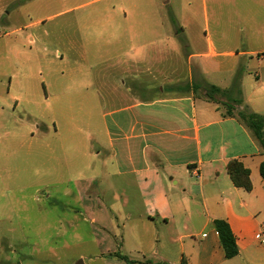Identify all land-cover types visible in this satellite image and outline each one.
Instances as JSON below:
<instances>
[{"label": "crops", "instance_id": "obj_1", "mask_svg": "<svg viewBox=\"0 0 264 264\" xmlns=\"http://www.w3.org/2000/svg\"><path fill=\"white\" fill-rule=\"evenodd\" d=\"M54 3H63V14L96 4V19L61 27L91 28L105 47L89 88H67L63 73L50 76L51 88L30 87L36 107H74L91 92L90 107L100 109L81 129L99 151L74 141L72 162L90 169L74 179L75 211L90 219L95 260L128 264L110 256L119 252L135 264H264V149L237 116L264 117V0L30 1L45 10ZM62 40L66 51L81 54L80 39L67 33ZM210 86L221 91L215 100L207 96ZM41 123L39 134L50 133ZM1 126L0 139L9 134ZM40 155L49 161L52 150L30 148V156ZM233 159L250 171V191L232 182ZM216 219L230 225L234 258L225 255Z\"/></svg>", "mask_w": 264, "mask_h": 264}, {"label": "rangeland", "instance_id": "obj_2", "mask_svg": "<svg viewBox=\"0 0 264 264\" xmlns=\"http://www.w3.org/2000/svg\"><path fill=\"white\" fill-rule=\"evenodd\" d=\"M30 1L0 0V120L1 128L9 132L0 139V264H78L81 260L102 264L95 260L98 249L90 219L75 211L80 204L74 179L90 175V169L72 166L74 143L79 139L89 143L81 129L98 117L96 110L100 109L90 107L91 92L70 108L53 102L36 107L30 102V87L46 83L51 88L50 76L58 73L64 74L60 80L67 88L91 86V70L106 61L105 47L91 28L61 26L96 19L97 5L63 14V3L45 10L35 9ZM38 20L41 23L32 24ZM67 33L81 40L77 45L81 54L64 49L62 39ZM181 67L187 68L185 61ZM77 68L82 74L75 72ZM17 98L20 102L15 107ZM41 122L50 127L47 135L37 130ZM15 133L19 136L13 141ZM47 145L52 150L49 161L42 155L30 156V148L44 150ZM88 146L91 152L99 151L95 144Z\"/></svg>", "mask_w": 264, "mask_h": 264}, {"label": "trees", "instance_id": "obj_3", "mask_svg": "<svg viewBox=\"0 0 264 264\" xmlns=\"http://www.w3.org/2000/svg\"><path fill=\"white\" fill-rule=\"evenodd\" d=\"M242 71H238L235 79L234 86L236 89L239 87V79ZM221 92L215 86H210L207 90V96L210 100H215L214 95ZM238 94H240L238 89ZM227 115H235L232 111L227 110ZM237 116L251 129L254 137L258 140L262 148L264 149V117L254 114V113H238ZM228 173L231 177L232 182L236 187L243 188L246 191L252 189V182L250 178V171L244 166V164L237 159L231 160L227 165ZM260 174L264 180V161L260 165ZM214 225L218 231L220 241L225 251V255L228 259L234 258L239 254V249L236 244L235 236L232 233L229 223L225 219H216L214 220ZM127 262L128 264L138 263L136 261L130 260L127 256L121 255L119 252L111 254ZM151 262H148L150 264ZM181 264H189L188 261L183 258Z\"/></svg>", "mask_w": 264, "mask_h": 264}, {"label": "built area", "instance_id": "obj_4", "mask_svg": "<svg viewBox=\"0 0 264 264\" xmlns=\"http://www.w3.org/2000/svg\"><path fill=\"white\" fill-rule=\"evenodd\" d=\"M193 175H194L196 178L199 177V175H198L197 173H193Z\"/></svg>", "mask_w": 264, "mask_h": 264}]
</instances>
